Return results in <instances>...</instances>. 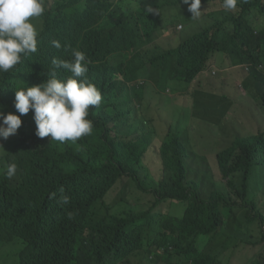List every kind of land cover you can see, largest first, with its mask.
<instances>
[{
	"label": "trees",
	"instance_id": "trees-1",
	"mask_svg": "<svg viewBox=\"0 0 264 264\" xmlns=\"http://www.w3.org/2000/svg\"><path fill=\"white\" fill-rule=\"evenodd\" d=\"M150 1L44 0L46 11L31 21L39 33L37 52L9 73H0V111L15 112V89L46 82L52 59L70 60L75 49L85 53L87 80L103 96L101 106L89 110L92 134L74 144L37 137L32 110L21 116L16 134L0 138V240L26 243L18 252L19 264H124L141 248L159 256L158 264H231L221 258L223 252L240 243L256 244L242 238L249 225H264V129L255 128L264 125V26L254 31L246 16L256 0H240L237 13L221 14V0H201L204 23L198 30L171 49L134 50L130 17L142 40L154 41L168 23H182L161 15L169 6H183L182 0ZM148 4L159 14L146 13ZM229 26L231 32L225 29ZM53 39L61 49L51 45ZM215 53L240 65L246 76L232 80L239 91L251 95L260 114H251L242 123L246 133L234 130L218 150L215 135L211 160L193 148L188 117H176L161 135L163 162L154 176L143 159L160 134L146 113L149 103L140 106L139 94L155 80L159 90L167 86L161 84L160 73L141 83L138 72L170 58L164 68L171 71L169 79L184 83L180 92L192 94L191 116L218 131L233 100L227 108L204 109L203 92L188 89L212 66ZM55 72L59 79L71 75L63 68ZM197 107L203 111L197 113ZM9 163L17 165L15 179L4 176ZM61 188L69 197L63 205L57 202ZM130 193L148 199L134 204L126 198ZM178 202L184 203L181 216L176 215ZM252 264H264V255Z\"/></svg>",
	"mask_w": 264,
	"mask_h": 264
},
{
	"label": "rangeland",
	"instance_id": "rangeland-1",
	"mask_svg": "<svg viewBox=\"0 0 264 264\" xmlns=\"http://www.w3.org/2000/svg\"><path fill=\"white\" fill-rule=\"evenodd\" d=\"M221 1L223 2V0ZM150 2H154V0ZM182 5L183 6L181 7L169 6L162 9V16L173 17L182 23H180V28L179 24L175 26L174 24L168 23L167 29L159 34L154 41L142 40L140 30L136 27L134 19L130 17L129 28H131V31H129V39L132 49H156L159 51L171 49L181 38L198 30L199 26L204 23V17H201L199 20L192 19L191 13L188 11V6L185 4ZM240 5L241 1L239 0L238 6L234 11H225L223 6H220L218 13H237L240 10ZM203 8L206 12L208 11L206 7ZM252 13L253 20L251 21V25L255 29H260L264 26V0H261V4L258 5L256 9L252 10ZM33 20H36V18H33L31 21ZM225 29L231 32V26L226 27ZM214 58L215 62L212 66L205 67V69L199 73L204 78H195L188 86V89L189 91L192 90V92H203V100L207 102L203 107L204 109L216 106H225L227 108L233 100L232 107L229 110L230 114H227V116L224 115L218 126V131L214 130L215 126L203 127L196 118L191 116L190 113L194 110L191 108L192 94L180 92V85L184 83L169 79L171 71L164 68V64L168 59L170 60V58L167 56L160 58V60L156 62L155 67L157 69L149 68L148 65H144L140 68L138 77L141 83L149 74L160 73L161 84L167 86L166 89L159 90L157 81L155 80L154 82H150V85L146 83L142 86L145 87L144 92L143 94H139L142 95L140 106H144L147 102L149 103L146 113L154 118V122L158 125V131L160 134V136L154 139L143 159L154 176H157L160 173L161 163L163 162V155L160 152L161 135L165 134V127L168 123H176V117L181 120L188 117L186 131L190 137L193 148L204 153L211 160V155L215 151L216 144L217 150L228 144L230 134L233 133L234 130H240L241 132L246 133L243 129L242 123L246 122L251 114H260L250 98L251 95L242 88L239 91L232 80L234 79V81H237L239 79V77H233V75H239L242 77L243 74L240 65H232L233 60L225 57L224 53H215ZM230 70L232 71V74H229ZM209 98L211 99L209 100ZM195 111L201 113L203 110L200 107H197ZM255 128L262 130L264 129V125H255ZM215 135H218L216 144ZM1 166L2 163L0 164V167ZM16 177L17 176L13 179ZM257 188L259 189V186ZM126 198L134 204L141 205L147 201L148 196L130 193ZM123 209L124 207L121 206L119 211H122ZM183 211L184 203L178 202L176 215L181 216ZM246 229L247 227L245 228V233L242 238L247 241H256V244L240 243L238 246L233 247V249L223 252L221 258L228 260L231 264H252L254 258L264 255V240L261 239V234H264V225H262L260 229L257 223L249 225L248 234L246 233ZM23 246L24 241L18 238L3 241L0 240V264H18V252ZM131 264L150 263L142 256H133L131 257Z\"/></svg>",
	"mask_w": 264,
	"mask_h": 264
},
{
	"label": "clouds",
	"instance_id": "clouds-1",
	"mask_svg": "<svg viewBox=\"0 0 264 264\" xmlns=\"http://www.w3.org/2000/svg\"><path fill=\"white\" fill-rule=\"evenodd\" d=\"M182 2L188 6L192 19L201 18V0H182ZM238 2L239 0H223V9L234 11ZM260 4L261 0H256L246 9L248 24L254 31L260 29H255L251 25L252 10ZM144 10L148 14H159L158 9L151 4L146 5ZM45 11L44 0H0V73H9L25 57L37 52L39 33L31 20L41 17ZM179 26L181 27L180 24ZM51 45L56 49L62 47L60 41L55 39L51 41ZM71 55L70 60L52 59L53 71L51 78L46 82L15 89L16 111L7 114L0 111V138L6 140L10 135L16 134L22 125L21 116L28 114L30 110L33 111L36 135L39 138L50 137V141L60 144L65 142L74 144L80 138L92 134L93 121L88 118L89 110L99 108L103 96L100 89L87 80L89 61L85 53L73 49ZM57 68H63L71 75L66 79H59L55 72ZM16 174L17 165L9 163L4 176L12 179ZM59 191L60 198L57 202L61 205L67 204L69 197L64 193L63 188ZM50 196L55 198L56 193L53 192ZM71 218L72 214L69 213V219ZM161 252L162 249L159 253ZM133 256H142L150 264L162 262L159 256L149 254L143 248L130 254L127 262H122L131 264Z\"/></svg>",
	"mask_w": 264,
	"mask_h": 264
},
{
	"label": "crops",
	"instance_id": "crops-1",
	"mask_svg": "<svg viewBox=\"0 0 264 264\" xmlns=\"http://www.w3.org/2000/svg\"><path fill=\"white\" fill-rule=\"evenodd\" d=\"M241 80L246 76V74H243L242 77H240L239 75H237ZM203 76L199 75L198 78H202ZM204 78V77H203ZM202 78V79H203ZM236 81V80H235ZM240 81V80H239ZM237 82V81H236Z\"/></svg>",
	"mask_w": 264,
	"mask_h": 264
},
{
	"label": "built area",
	"instance_id": "built-area-1",
	"mask_svg": "<svg viewBox=\"0 0 264 264\" xmlns=\"http://www.w3.org/2000/svg\"><path fill=\"white\" fill-rule=\"evenodd\" d=\"M179 28H180V26H179Z\"/></svg>",
	"mask_w": 264,
	"mask_h": 264
}]
</instances>
